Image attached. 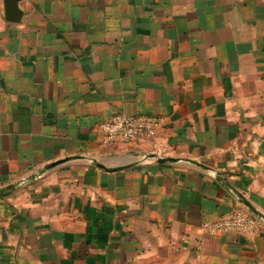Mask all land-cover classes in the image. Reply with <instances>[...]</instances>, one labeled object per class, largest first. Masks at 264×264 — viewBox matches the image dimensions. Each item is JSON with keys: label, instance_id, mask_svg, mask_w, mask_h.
Returning a JSON list of instances; mask_svg holds the SVG:
<instances>
[{"label": "crops", "instance_id": "0c3cea01", "mask_svg": "<svg viewBox=\"0 0 264 264\" xmlns=\"http://www.w3.org/2000/svg\"><path fill=\"white\" fill-rule=\"evenodd\" d=\"M18 6L8 23L0 0V264H264V228L202 230L236 194L264 218V0ZM118 115L162 125L102 146Z\"/></svg>", "mask_w": 264, "mask_h": 264}, {"label": "built area", "instance_id": "2783aa9c", "mask_svg": "<svg viewBox=\"0 0 264 264\" xmlns=\"http://www.w3.org/2000/svg\"><path fill=\"white\" fill-rule=\"evenodd\" d=\"M162 125V119L148 115H118L98 124L96 131L102 146L129 144L152 138ZM243 207V206H242ZM264 228V222L246 208H235L213 222L202 225L207 236L234 232L254 240Z\"/></svg>", "mask_w": 264, "mask_h": 264}, {"label": "water", "instance_id": "95a60500", "mask_svg": "<svg viewBox=\"0 0 264 264\" xmlns=\"http://www.w3.org/2000/svg\"><path fill=\"white\" fill-rule=\"evenodd\" d=\"M22 0H2V10H3V17L4 20L8 23H19L22 19L23 13L22 11L19 9V2ZM156 162L158 163H166V162H175L173 159H169V158H157L154 156H151ZM57 164H59V162L57 163H53L50 165H47L44 167V169L38 171L37 173H34L30 176H28L26 178V181H33L35 178L39 177L40 175H42L45 171L55 167ZM196 166H199L201 168H204L203 166L196 164V163H192ZM219 180V179H218ZM222 182V180H219ZM23 183V182H22ZM12 187H8L5 190H2L1 193L6 192L7 190H10ZM237 200L239 202V204L241 206H243L244 208H246L251 214H253L254 216L258 217L260 220H262L264 222V218L258 214L253 208L252 206L245 200L242 198L241 195H237Z\"/></svg>", "mask_w": 264, "mask_h": 264}]
</instances>
